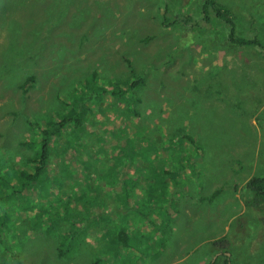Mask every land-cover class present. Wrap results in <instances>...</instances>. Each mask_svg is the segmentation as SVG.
Masks as SVG:
<instances>
[{
	"label": "rangeland",
	"instance_id": "rangeland-1",
	"mask_svg": "<svg viewBox=\"0 0 264 264\" xmlns=\"http://www.w3.org/2000/svg\"><path fill=\"white\" fill-rule=\"evenodd\" d=\"M215 1L239 23L236 27L241 38H248L251 25H255L258 39L262 40L260 46L227 43L219 38V31H214L215 25L203 20L188 29V15L193 22L198 15L200 2L196 0H0V159L5 161L0 173L16 170L11 159L20 163L21 158L34 154L19 144L32 133L13 113L21 111L27 118L66 114L72 105L60 108L62 100L74 99L81 91L78 85L75 91L73 84L80 81L84 85L95 70L106 76L107 90L111 89V81L130 77L125 58L131 60L136 74H144L147 90L156 89L153 93L143 90V119L138 117L142 125L153 112L148 103L156 101L162 115L152 123L160 125V132L175 144L182 140L189 148L199 150L189 155L188 160L196 166H186L191 173L185 179L191 182L194 171L200 170L197 185L204 188L206 197L203 215L194 221L180 211L174 218L163 217L161 226L151 231L140 215V203L122 206L129 212L126 228L130 230L131 226L137 239L149 237L153 244L148 251L131 246L125 251L129 260L116 264H207L215 250H225L231 264H264V200L259 191L246 187L254 178H264V16L259 18L258 12L264 8V0ZM226 28L229 31L228 25ZM138 37L148 38V42L138 45ZM57 45L60 46L55 49ZM57 55L69 58L51 64L50 57ZM31 74L44 86L30 90L23 99L18 86ZM102 81L96 79L97 89L103 86ZM196 85L203 89L195 91ZM89 108L85 125L90 135L81 134L79 141L83 140L91 152L82 146L77 154L85 168L92 165L93 152L101 148L108 154V146L102 143L99 147V142L101 138L109 140L108 132L112 131L102 122L104 118V123H112L110 114L108 118L98 114L97 105ZM96 122L99 125H93ZM154 136L158 138V134ZM169 146L174 148L169 144L163 147ZM1 151L8 157H3ZM98 165L99 161L95 167ZM253 166L254 170L250 169ZM89 173L77 185L62 182L69 174L54 173V169L40 175L29 203L34 214L47 212L53 228L44 233L48 228L42 223V229L28 231L16 250L20 256L9 254L14 258L10 264H98L94 263L96 258L99 264H110L109 251H89L79 241L71 246L70 256L59 258L57 254L59 233L69 231L71 225L77 224L81 233L99 218L114 221L113 206H106L109 197L96 195V183L101 182L90 180L95 176L93 169ZM74 174L72 180L79 178ZM218 180L220 184L214 183ZM181 184L184 186L186 180ZM163 198L156 200L160 203ZM55 206L72 215L59 218L55 215L58 210L53 212ZM87 206L96 208L99 218H91L90 214L76 219L74 213L86 211ZM222 237L225 241L214 246L212 242ZM122 253L118 250L114 254L119 257Z\"/></svg>",
	"mask_w": 264,
	"mask_h": 264
},
{
	"label": "trees",
	"instance_id": "trees-1",
	"mask_svg": "<svg viewBox=\"0 0 264 264\" xmlns=\"http://www.w3.org/2000/svg\"><path fill=\"white\" fill-rule=\"evenodd\" d=\"M196 2H200L199 8L197 9L198 15L195 17L194 22L191 21L188 15L186 20L188 29L189 25L194 24L190 28L192 29L197 27L198 22L203 20V22L211 26L215 25L216 29L214 31H219V38H222L227 43H232L237 47L260 46L262 40L258 39L255 25H251L248 38H241V35H238L239 30L236 27L239 23L233 19L228 10L220 4H217L215 0H203V2L196 0ZM262 10L258 11L259 18L264 16L261 13ZM226 25L229 26V31ZM147 42L148 38L143 39L138 37L137 39L138 45L142 43L146 44ZM70 44L73 47L75 45L73 42ZM40 46L42 44L38 45V47ZM59 46L57 45L55 49H58ZM50 58L52 64L59 60L68 59L69 57L57 55V57L51 56ZM124 61L130 70V77L119 80V82L115 80V82L111 81L109 84L111 89L109 90L104 88L106 76H100L96 70L89 74L90 77L85 80L84 85L80 81L73 84V89L78 91L79 88L81 92L74 96V99L65 97V100H62L60 108L65 105H72L66 114H59L57 118H53L52 116L44 117L40 114L32 118H27L21 111L13 113L15 117H20L24 122L26 131L32 133L31 136L20 140L19 144L25 147L26 150H31L34 154L33 156L21 158L20 163L11 159L12 164L16 166V170L8 174L0 173V247L2 246L0 249V264H10L9 262L13 258L11 256H20L16 250L20 249L19 247L26 240L28 231H34L38 228L42 229V223H45V227L48 228L46 232L53 228L52 220H49L45 214L38 211L34 214L32 211L33 207L29 203V198L35 192L34 187L37 186L42 173L47 171L51 172L54 169V173H60L61 175L69 174L63 178L62 182L76 183L75 185L83 182L87 175L89 176L91 174L89 172L92 169L89 167L85 168L78 159L80 155L77 156L82 146L84 147L83 140L79 141V136L81 134L90 135V133L86 132L88 127L85 125L86 115L91 110L89 106L97 105L99 109H96V112L98 114H104L106 118L110 114L112 120V123L109 124L104 123V118H102V122L105 124L104 126H107L110 130L112 129V131H107L109 133V140L105 141V139L101 138V142L98 141L100 144L99 147L102 146V143L108 146V155L105 150L100 148L96 152H93L95 156L91 159L93 161L96 157H99L98 160L100 161L107 160L105 163H100L102 167L100 170L93 166V170L95 171L93 174L95 176H91L90 180L99 179L101 182L96 183L95 190L97 196L102 193L109 197L110 200H113L111 203L113 208L114 205L122 204V197L124 198V205L133 202L140 203V215L150 224L151 230L157 229L154 219L151 216L155 213L156 207L161 206V203H158L156 198L164 196L166 194L165 192H170L169 190L166 191V189L170 187L169 183L173 181L172 177L175 180V185L172 187L173 192L181 194L184 200H191L195 208L197 204L206 202L203 201L202 187L197 185L200 177L198 172L200 170L197 169L194 171L192 175H195V179L191 180V182L185 179L186 175H188L187 173H191L186 166H196L192 161L188 160L190 158L189 155L191 153L198 154L199 150L189 148L182 140L179 141V145L175 144L176 141H172L163 132H160V125L152 123L157 117L160 118V115H162L161 108H159L161 107L160 103L155 104L156 101L148 103H151L153 112H151L150 116H146V123L142 125L138 117H141L140 107L143 105L144 100L141 97L143 90L148 93H153L156 89L149 92L147 90L148 81H146L144 74H136L133 70L135 67L132 65L130 59L125 58ZM250 67V71H253V65H250ZM148 68L153 69L151 66H148ZM98 71L101 72V69ZM96 79H103V86H100L101 89H97ZM77 85L80 87L77 88ZM43 86L44 83L39 81L34 74H31L25 76V79L22 80L18 87L22 91V98L25 99L29 96L30 90H37ZM202 89L197 85L194 86L195 91L200 92ZM84 90L88 91V93L86 94ZM55 91H57V84ZM66 100L69 101V104L66 103ZM84 108H87V111ZM141 119L143 118L141 117ZM99 123L96 122L93 125H99ZM260 125L262 126V124ZM99 128L101 129L100 126ZM100 129L96 131L99 132ZM156 134H158L157 139L154 136ZM160 134L163 136L159 137ZM189 141L194 143L192 138H189ZM66 144L69 145L66 146ZM166 144L173 145L174 148L170 146L163 147ZM85 149L91 152L89 148ZM1 152L5 154L3 157H8V154L4 151ZM100 152L103 153L100 154ZM4 162L3 159H0V172ZM144 165H147V167H144ZM18 169L20 170L18 171ZM185 171L186 174L183 173ZM74 172L78 174L80 179L76 178L72 180L70 178L75 177L76 174ZM100 172L101 175L98 174ZM261 179L262 181H258V178H254L250 181L248 187L250 186L252 189L259 191L263 201L264 178ZM183 180H186L184 186L181 184ZM85 208L87 210L94 209L91 206ZM57 210L58 212L55 215H59V218L61 216H67L69 218L72 215L70 211H64L55 206L53 212ZM11 215H13V218H11ZM127 215H125L122 222H119L115 217L114 221L103 230V236L105 238L110 237L115 239L116 242L124 247L133 246L137 250L140 246V248L148 251L153 243H150L149 237L137 239L136 233L131 226L130 230L126 228L124 222ZM130 216L131 214L127 219ZM30 217L32 218L30 219ZM96 218L98 217L96 216ZM32 219H35L37 222L39 221V223L34 222V220L32 222ZM70 230L71 239L63 236L60 238L57 252L59 258L70 256L69 254L72 252L71 246L74 245L72 239L81 231L80 228H77L76 224H73ZM143 239L145 240L143 241ZM134 241L138 244L135 245ZM224 241L225 238L222 237L218 241H215L213 245L215 246ZM10 245L13 247L10 248ZM215 252L216 250L213 252V256L218 253L216 259L212 261V255H209V262L207 264L231 263L230 257L225 255L227 253L225 250ZM16 264H21V262L16 261Z\"/></svg>",
	"mask_w": 264,
	"mask_h": 264
},
{
	"label": "crops",
	"instance_id": "crops-1",
	"mask_svg": "<svg viewBox=\"0 0 264 264\" xmlns=\"http://www.w3.org/2000/svg\"><path fill=\"white\" fill-rule=\"evenodd\" d=\"M189 26L193 27L194 24L189 25ZM254 167L255 166L251 167L250 169L254 170ZM246 171H248V170H246ZM252 176H253V174H252ZM254 177H256V176H253V178ZM172 179H173V181H170V183H169L170 187L168 189H166V191L169 190L170 192L169 193L165 192L166 194L164 195L163 200L160 202L161 206L156 207L155 213L151 216L154 219V222H155V225L157 226V228L161 225L160 223H163V221H162L163 217L172 216L174 218L176 216V214L180 211H185L189 218H192L194 221H196L198 218H200L203 215L204 209L206 207V205H205L206 202L205 203L202 202V203L197 204V206L195 208L193 203L185 201L182 198L181 194H179L178 192H173L172 187L175 185V182H174L175 180L173 177H172ZM176 183L179 184L178 181H176ZM214 183L220 184L219 180L215 181ZM248 184L246 185V187L248 186ZM236 188L238 189L239 187L237 186ZM239 189H242V186H240ZM202 195H203V201H206L205 192H204L203 187H202ZM172 197H173V199H172ZM112 202H113V200H109L107 202L106 206L111 205ZM123 205H124V198L122 197V204L114 205V209H112V210H114L115 217L119 222H122L124 220L125 215L129 213V212H127L121 208ZM207 205H211V204L208 203ZM242 206H244V205H242ZM186 207H188L187 210H185ZM95 209L86 210V211L85 210H78L77 212L74 213V217L76 219H81L84 215L89 216L91 214V218H93L96 216ZM160 220H161V222H160ZM171 223L174 224V222H171ZM80 224L82 225V222H80ZM110 224H111V222H106V221H102V220L100 221V218H99V220L97 219L92 223V226L89 230L81 232L78 235V237L72 239L73 240L72 242H74V244L78 241L81 242V244H79V245H82L84 248L88 249L89 251H93V250L99 251L102 249L109 251V254L107 255V259L110 260V264H116L117 261H120V262L128 261L129 260V254L126 255L125 251L130 250L131 247H124L123 245H120L118 242H116L115 239L110 238V237L105 238L103 236V234H104L103 230H105V227L110 225ZM76 226H77V224H76ZM145 226H146V229L149 228L148 230H151L150 224L147 223L146 219H145ZM77 228H79V227L77 226ZM70 231L71 230H69V231L65 230L63 232H60L59 238H61L63 236V237L71 239L70 233H69ZM45 232H46V229H44V233ZM188 238L189 239L192 238L191 232L189 233ZM212 243H214V242H212ZM72 246H74V245H72ZM140 249H142V248H140ZM118 250H119V252H123V253L121 256L116 257V255L114 253L118 252ZM122 256H124V258ZM96 262L99 264L100 259L96 258L94 263H96ZM201 264H206V263L204 261H201Z\"/></svg>",
	"mask_w": 264,
	"mask_h": 264
},
{
	"label": "clouds",
	"instance_id": "clouds-1",
	"mask_svg": "<svg viewBox=\"0 0 264 264\" xmlns=\"http://www.w3.org/2000/svg\"><path fill=\"white\" fill-rule=\"evenodd\" d=\"M102 153H103V152H100V154H102ZM106 154H107V153H106ZM107 155H108V154H107ZM98 158H99V157H96V158L92 161V166L89 167L90 169H94V168H96V169L100 170V169H102L100 163H101V162H104V163L107 162V160H106V161H100V160H98ZM97 161H99V165H98L97 167H95V164H96ZM93 166H94V168H93ZM43 214H45V215L49 218V216H48V214H47L46 211L43 212ZM49 220H50V218H49ZM217 255H218V253L215 254V255L213 256L212 261H213L214 259H216ZM230 264H231V263H230Z\"/></svg>",
	"mask_w": 264,
	"mask_h": 264
},
{
	"label": "flooded vegetation",
	"instance_id": "flooded-vegetation-1",
	"mask_svg": "<svg viewBox=\"0 0 264 264\" xmlns=\"http://www.w3.org/2000/svg\"><path fill=\"white\" fill-rule=\"evenodd\" d=\"M133 70H135V68H134ZM142 107H143V105H141V107H140V108H141V110H142ZM141 117H142V114H141Z\"/></svg>",
	"mask_w": 264,
	"mask_h": 264
}]
</instances>
